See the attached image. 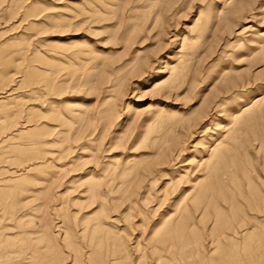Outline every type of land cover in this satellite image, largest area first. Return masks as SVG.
<instances>
[{"label":"rangeland","instance_id":"rangeland-1","mask_svg":"<svg viewBox=\"0 0 264 264\" xmlns=\"http://www.w3.org/2000/svg\"><path fill=\"white\" fill-rule=\"evenodd\" d=\"M180 242L188 263L264 260V0H0V264Z\"/></svg>","mask_w":264,"mask_h":264},{"label":"bare ground","instance_id":"bare-ground-1","mask_svg":"<svg viewBox=\"0 0 264 264\" xmlns=\"http://www.w3.org/2000/svg\"><path fill=\"white\" fill-rule=\"evenodd\" d=\"M83 43L82 40H72L69 44L73 45V46H81ZM180 76V72L177 71V66H172L170 68V73H169V76L164 80L162 81L161 83H157L155 86H159V85H166L167 88L169 89L172 85L175 84L176 80L179 78ZM259 103V100H253L251 101L250 103L248 104H245L244 106L240 107V110L239 111H235V112H232L229 114L228 116V119H229V125H231L230 128H228V132H230V130L233 128V126L235 125H239L240 123V119L245 116V115H254L252 114L254 108L258 105ZM261 103V102H260ZM259 108V107H258ZM252 117H255V116H252ZM250 117V118H252ZM223 145V144H222ZM217 147H219V144H217L212 150H211V154L209 156L208 159H204L203 157L200 159L199 163H200V166H204L206 168H208V165L211 161V159L213 158V156L218 153H215L218 149ZM228 150V149H227ZM226 151V150H225ZM215 153V154H214ZM215 155V156H216ZM215 159V158H213ZM217 161V160H216ZM215 161V163H216ZM213 168V167H212ZM208 171V170H207ZM209 172V171H208ZM207 172V173H208ZM211 172V171H210ZM246 172V171H245ZM208 175V174H207ZM244 175V174H243ZM207 177V176H206ZM186 183H189L186 182ZM234 185V184H233ZM92 187V186H91ZM90 187V188H91ZM96 187L95 185H93V188ZM90 188L88 190V192L90 191ZM217 188L219 189L220 192H223L224 190H226V186L223 184V182H219L217 184ZM92 191V190H91ZM227 191H230L229 189H227ZM187 195V194H186ZM222 195H224L222 193ZM198 198V197H197ZM185 199L184 198V195L183 197H181V201L179 199V201L176 203L177 205L182 202V200ZM198 200V199H197ZM198 203V202H197ZM175 204V205H176ZM21 205V204H20ZM112 212V211H111ZM88 218V217H87ZM90 219V218H88ZM164 219V218H162ZM114 221L110 219L109 223H113ZM61 230V229H60ZM251 232L249 231V229H247L246 231V235L250 234ZM257 241H261V236H257ZM188 241V239H187ZM186 241V242H187ZM189 244V243H188ZM258 245H261V244H258ZM187 246V244L185 243H181L179 244V248L181 250V253L179 252V255H177L176 257L175 256H170L169 258H167V260H164V255H158L157 258H155L153 264H193V263H188L186 262V254L185 256H183V250L185 249V247ZM260 249V247H250L246 250H243V252L239 253L237 252L238 249L236 246H232V250H234V255L227 261H225V264H264V260L262 261L260 259V257L256 256L255 257V253L256 251H258ZM175 255V254H174ZM167 257V256H166ZM201 263V262H200ZM205 264V263H203Z\"/></svg>","mask_w":264,"mask_h":264}]
</instances>
